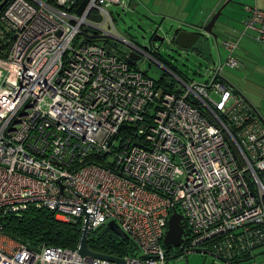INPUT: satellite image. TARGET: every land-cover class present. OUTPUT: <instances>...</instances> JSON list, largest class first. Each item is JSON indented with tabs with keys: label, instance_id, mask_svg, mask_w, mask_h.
<instances>
[{
	"label": "built area",
	"instance_id": "1",
	"mask_svg": "<svg viewBox=\"0 0 264 264\" xmlns=\"http://www.w3.org/2000/svg\"><path fill=\"white\" fill-rule=\"evenodd\" d=\"M104 2L126 8L119 0H88L80 14L69 10L74 0L0 8V216L31 206L80 229L113 221L136 250L118 257L123 264L192 253L264 264V129L222 76L241 67L236 41L221 42L225 57L196 82L118 36ZM242 8L239 35L264 44V7ZM131 50L163 69L161 78L138 59L130 65ZM173 212L182 240L165 246ZM0 264L115 263L76 247L31 249L0 224Z\"/></svg>",
	"mask_w": 264,
	"mask_h": 264
},
{
	"label": "rangeland",
	"instance_id": "2",
	"mask_svg": "<svg viewBox=\"0 0 264 264\" xmlns=\"http://www.w3.org/2000/svg\"><path fill=\"white\" fill-rule=\"evenodd\" d=\"M102 6L111 12L114 29L118 36L126 41H132L139 47L149 46L150 49L157 51L163 59L167 60L169 63L175 66L177 68V71L183 74L184 77L190 78L196 82H202L206 79V76L209 73L210 68L212 67V62L215 63L218 59V54L221 56V58H224L225 52L221 41H223L224 39L227 40L230 37H235L236 32L238 31L237 27H235L236 23L232 22V30H229L228 28V34H224L222 32L218 35L216 45L217 48L213 45L212 40L209 38L208 44L210 46V52L201 51V54L198 56L195 52V49H198L200 51V49L205 46V41H202L201 43L197 42L192 48L186 50H182L176 47L173 42L170 41L171 33H169L168 31L169 26L167 24V21L161 22V25L158 27L156 32L158 36L162 37V39L153 42L149 39L150 31L148 25L144 24V22L142 21H137L127 9H121L118 5H111L106 2H104ZM226 11L227 10L223 8L220 17L218 18L219 20H222L220 18L227 14ZM219 23L216 22L215 27H222V25H219ZM215 27L214 31H216ZM102 29L109 32L112 31V28L108 23L102 24ZM200 46L201 48L199 49ZM135 66L141 71H145L147 76L151 77L154 80H159L164 73L163 69H161L154 62H150L149 59L145 56L138 59L135 63ZM163 76L165 78L168 77L167 74H164ZM222 76L223 79L225 78L228 82H230V84L235 87L236 92L238 91L239 93L248 95L249 98H253L252 95L256 94V91H254V89H251L252 85L247 83V80L242 77V73L240 72V70L227 69L224 67V69L222 70ZM257 94L259 96L258 101L261 100V97H263L264 100V85ZM209 95L214 100L218 99V95L213 92H209ZM236 95L239 94L236 93ZM108 158L110 159L112 157L108 155ZM262 249L254 251V253H257V255L255 256V259L257 261H260L262 258V256L259 254ZM132 253L133 255H136V250L134 248H132ZM166 264L222 263L213 260L206 255L203 256L199 253H192L188 254L185 259H169L166 261Z\"/></svg>",
	"mask_w": 264,
	"mask_h": 264
},
{
	"label": "crops",
	"instance_id": "3",
	"mask_svg": "<svg viewBox=\"0 0 264 264\" xmlns=\"http://www.w3.org/2000/svg\"><path fill=\"white\" fill-rule=\"evenodd\" d=\"M119 1L137 21L144 22L149 29L160 26L161 22L167 21L170 30L175 27H184L185 30H191L192 28L188 26L189 24H201L208 21L216 9L226 0ZM243 6L263 8L264 0H231L225 7L227 14H231V17L236 20L235 27L238 29L236 36L227 40L236 41V48L233 54L241 65L238 70L242 73V77L247 80L246 82L252 85L251 89H254L256 94L252 95L253 98H249L248 95L236 92L235 87L224 79L233 88L235 94L238 93L248 103L253 114L264 120V100L261 97V100L258 101L259 96L257 94L264 85V44L254 42L251 39V31H245L246 35H239L242 30V20L246 15L242 8ZM202 49H205V47L203 46ZM195 52L199 56V51L195 50ZM225 55L226 53L224 57ZM222 59L218 54V59L215 63L218 64Z\"/></svg>",
	"mask_w": 264,
	"mask_h": 264
},
{
	"label": "trees",
	"instance_id": "4",
	"mask_svg": "<svg viewBox=\"0 0 264 264\" xmlns=\"http://www.w3.org/2000/svg\"><path fill=\"white\" fill-rule=\"evenodd\" d=\"M87 1L74 0V4L69 10L75 14H80ZM95 38L97 36H94L92 40ZM149 52L155 60L177 73V68L163 59L157 51L150 49ZM0 224L5 235L31 249L41 245L73 249L80 237L79 221L76 223L60 222L54 218L51 211L45 208L30 206L18 215H2L0 216ZM85 245L92 252L114 257H120L132 250L129 242L118 238L105 224L87 231Z\"/></svg>",
	"mask_w": 264,
	"mask_h": 264
},
{
	"label": "water",
	"instance_id": "5",
	"mask_svg": "<svg viewBox=\"0 0 264 264\" xmlns=\"http://www.w3.org/2000/svg\"><path fill=\"white\" fill-rule=\"evenodd\" d=\"M6 0H2L0 3V8L4 5ZM231 2V0H226L224 1L217 9L216 11L212 14V16L208 19V21L201 23V24H189L188 26L191 27V30H185L184 28L181 27H175L173 29H169L170 35V41L173 42V44L182 50H186L189 48H192L197 42L201 43L202 41H205V49H202L201 46L199 47L200 51L198 49H195L199 51V55L201 54V51L205 52H210V46L208 44V39L210 38L212 40L213 45L216 47L217 45V37L220 33L228 34L229 30H232V25L231 23L235 22L231 17V14H226L222 16L219 20L218 18L220 17L223 8L227 6V3ZM91 20L98 22L99 17H90ZM216 22L219 23V25H222V27H215ZM231 25V26H230ZM224 26V27H223ZM159 26L153 27L152 29H149L150 31V37L149 39L152 40L153 42L161 40L162 37L157 35V29ZM214 27L216 28V31H214ZM149 28V27H148ZM229 28L228 32L227 29ZM225 40V39H224ZM222 42V41H221ZM131 46L133 47H138L141 49L145 55L150 57L151 55L149 54L150 47L149 46H144V47H139L135 45L132 42H129ZM217 48V47H216ZM139 58V55L136 54L135 50H131L128 53V58L127 61L130 65H133L134 62ZM214 64V62H212ZM145 72V71H144ZM258 121L262 125L264 129V120L257 117ZM264 138V133L262 135ZM86 216V214H85ZM180 220V215L176 213H171L168 220H167V228L163 237V244L165 246H176L181 242V235L183 233V229L181 225L179 224ZM108 229L114 233L118 238H120L123 241L128 242V238L125 235V233L118 227L116 223L113 221H109L105 224ZM87 222L86 220L82 223V227L80 229V237L78 240V243L76 245V250L77 252L82 255V256H91V257H98L102 259H107L110 261H113L115 264H123L122 259L110 255H104L96 252L90 251L86 245H85V239H86V234H87Z\"/></svg>",
	"mask_w": 264,
	"mask_h": 264
}]
</instances>
